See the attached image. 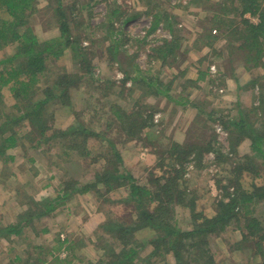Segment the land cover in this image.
Returning <instances> with one entry per match:
<instances>
[{
    "label": "rangeland",
    "instance_id": "1",
    "mask_svg": "<svg viewBox=\"0 0 264 264\" xmlns=\"http://www.w3.org/2000/svg\"><path fill=\"white\" fill-rule=\"evenodd\" d=\"M217 1L76 0L78 7L87 6L81 9L80 26L71 21L70 14L68 20L72 34L79 37L82 46L86 47L90 74L97 80L89 84V79L85 78L81 80V85L70 88V105L60 106V112L55 113V108L50 106L48 112L55 118L53 122L49 120L51 127L46 135L56 129L60 130V134L48 141L43 140L37 147L33 146L36 137L32 134L31 141L24 138L19 143L21 145L7 150L10 158L5 161L0 159V171L4 172L0 180L1 226L16 221L18 214L27 206L33 207L30 198L49 199L52 206L55 204L49 213L40 218L36 214L42 206L34 209L32 222L23 227L20 237L11 235L12 241L0 239V264H22L19 258L24 257L28 249H33V245L40 249L34 254L39 251L37 254L46 258L41 264H106L114 258L112 254L119 253L124 247L130 249L127 244L124 245L126 241L138 250L134 264L143 259L146 261L141 264L173 261L172 254L167 252L163 256L149 257L147 254L154 247L152 242L164 233L149 227L141 212L155 211L158 201L151 194L131 199L129 184L132 180L127 178L131 176L133 182L153 191L152 177L169 174L172 160L180 170L182 183L178 190L182 199L179 200L176 194L171 197L163 195V204L164 199L167 200L170 223L180 230L189 231L192 228L190 207L187 206L190 199L194 200V211L201 217L197 220L199 223L215 214L218 201H227L226 190L220 186L226 185L228 191L233 190V182L237 178L236 166L242 167V163L247 162L248 168L256 169L241 170L239 173V182L248 193H258L259 188H264L262 157H252L250 149L248 152H237L238 149L234 148L243 139L250 146L252 139L243 138L244 133L250 132V127L256 128V135L264 134V94L263 100L256 99L255 103L250 92L238 95L246 92L239 74L244 70L251 73L257 65L238 51L228 53L226 41L222 38L212 46L200 38L202 32L209 28L212 34L218 35L209 17L217 8ZM72 2L63 0L65 7ZM113 9L117 10L118 16L112 23L114 29L117 30L116 23L120 26L114 32L101 25L102 22L107 25L110 20L107 13ZM34 11L29 24L38 38L44 40L56 36L57 21L51 8H46V2L38 0ZM157 11L167 16L171 29L164 25L166 19L153 26V13ZM6 13L1 14L7 17ZM251 20L256 21V18ZM173 36L178 42L175 56H169L164 61L154 59L152 49ZM114 40L119 41L113 47ZM14 46L11 44L1 50L0 60ZM48 60L50 68L45 76L49 79L64 70L68 73L83 71V67L75 65L67 47L59 58ZM212 65L214 70H210ZM136 67L142 77L132 82L130 78L138 76ZM257 67L264 76V58ZM125 71L130 78L125 79ZM200 71L206 72L204 76ZM155 75L161 83L162 93H156L153 86L145 89L147 79L156 84ZM252 84L259 87L256 82ZM89 89L97 99L91 102L89 109L82 110L81 101L89 100L93 95ZM105 89L107 95L103 96ZM0 90L1 116L15 114L16 109L12 106L17 98L10 85H4ZM84 105L87 107V102ZM93 109L95 117L91 116ZM130 110L143 112V117L150 114V118H147V126H142L136 134L126 135L121 130L124 124L117 115ZM2 120L0 117V122ZM79 122L89 130L85 144L76 147L77 141L80 142L83 137L67 133L64 138L62 132L69 126H78ZM21 125L20 122L14 128ZM227 129L231 130V134ZM208 142L215 143L214 146L221 144L219 155L211 152ZM111 144L122 155L119 173L124 177L110 180L109 184L95 185L96 174L109 163L106 158L111 157ZM189 149L194 150L185 155ZM195 151H198L196 158L192 157ZM178 158L181 162L177 161ZM1 181L10 182L12 186L3 188L5 183ZM72 187L77 191H73ZM64 192L67 197L57 198ZM243 210L238 212L240 219L256 217L262 228L252 239L242 241V229L234 228L233 224L237 222L233 221L220 235L209 232L196 236L193 239L197 245L194 250L189 247L191 240L185 238L184 242L188 244L183 248L186 262L264 264V199L249 203ZM113 221L129 226L128 233L121 235L114 228L109 231L102 229L104 223ZM132 222L134 224H130ZM240 224L245 226V221ZM16 240H20V245L15 243ZM166 248L167 245H162L157 250L165 251ZM192 259L195 261L192 262ZM27 261H30L28 264L36 263Z\"/></svg>",
    "mask_w": 264,
    "mask_h": 264
},
{
    "label": "trees",
    "instance_id": "2",
    "mask_svg": "<svg viewBox=\"0 0 264 264\" xmlns=\"http://www.w3.org/2000/svg\"><path fill=\"white\" fill-rule=\"evenodd\" d=\"M44 1L46 2V8H51L54 13V17L57 21L58 32L56 36H52V33L50 35L52 37L40 40L34 32L32 26L29 24L32 15L35 12L34 8L38 6V0H0V51L11 44L15 45L12 51H10L5 58L0 60V64H2L3 67L0 70V89L2 86L9 84L11 92L17 98V102H15L16 104L12 106L14 110L16 109L15 114L9 113L1 116L2 112L0 111V117L3 119L0 122V159H2V161H5L7 157L10 158V156L7 155V150L9 148L15 147L20 142L22 143L24 138H28V140L31 141L30 137L32 134V137H36V140L34 139L36 142H33V146L35 147L40 145L43 140L48 141L60 134V130L56 129L50 135H46V132H48L51 127V125H48L49 120L53 122V119L55 118L53 114L48 112L50 106H53L55 108V113H57V111L62 110L60 106L67 107L70 105V100L72 99L69 90L70 88L76 86L77 84V86L81 85V80H84L85 78L89 79V81H87L89 84H94L96 82L93 80H97L94 76H92V74H90L91 70L89 67L91 68V66L89 60L86 58V47L84 48V46H82L79 37H75L72 34V28L68 20V16L70 14L71 21L79 25L81 9L83 7L87 8V6L78 7L76 0H73V2L67 6L69 7L67 10L63 0ZM215 5L217 8L213 10L211 16L209 17L210 21L214 23L213 29L218 32V35L212 34L209 28L205 30V32H202L200 38L208 46H212L217 39L222 38L226 41L225 47L227 48L228 53L238 51L242 56H245L247 60L253 61V64L258 66L261 59L264 58V0H219L215 2ZM116 6L117 5H115V7ZM116 9H113V11L110 10V12L107 13L110 19L106 22L107 25L105 22L101 23V25L104 27L107 26L108 30L112 32L115 30L112 23L116 20ZM2 12H7V17L2 16ZM153 14L155 18L153 26H156L160 20L166 19L164 25L167 29H171V25L168 24L169 21L164 13L162 14V12L157 11ZM252 17H255L256 21H252ZM116 24L115 28L118 30L120 26H116ZM142 39H144V36ZM119 40L112 41L113 47L118 45ZM55 47L57 48L55 49ZM66 47L69 49L71 58L75 61V65H77L78 68L83 67V71L68 73L64 70L59 73L57 77H52L51 79L46 78L45 74L50 68V66H48V59L59 58L63 49ZM177 48L178 42L175 36L169 40L164 39L161 44L152 49L154 50V59H161L164 61L169 56H175V50ZM135 70L138 76L130 78L128 75L129 73L125 71V79L130 78L132 82L139 81L137 79L142 77L139 73L140 70L138 67H136ZM205 73V71H200L201 76H204ZM262 79L263 80H259V88L257 86L256 91L263 89L264 77ZM154 80H156V84L151 82L152 80L147 79V88L145 89H151L150 87L153 86L156 93H162L160 88L162 86L161 83L157 81V76L154 77ZM89 91L91 92L90 89ZM91 93L93 95L89 100L84 99L81 101L83 104L82 106L84 107L82 110L86 108L89 109L91 102L97 99L95 94L93 92ZM102 95H107L106 89ZM0 101H2L1 90ZM86 102L87 107L84 105ZM130 112L131 110L126 112L123 111V115H117V118L121 119L124 124V127L121 130L125 132L124 133L122 131L124 134L127 133L126 135L136 134L142 126H147V118H150V114H146V116L143 117V112L139 110ZM95 114L96 111L93 109L91 116L95 117ZM20 122L22 125L15 129L14 127ZM232 124H234V122H232ZM249 129L250 132L248 134H243V132H241L245 136L243 138L252 139L250 141V150L253 151L252 157L260 156L262 157V163H264V147H262L264 144V134L258 133L256 135V128H253V130L250 127ZM88 130L89 129L84 126V123L79 122L78 126H69L67 130H64V132H62V136L65 138L66 134L70 133L76 135L77 138L83 137L80 142L77 141L76 147H80L85 144ZM227 130L229 134H231V130ZM240 130H243V127H240ZM229 138L231 140V136ZM214 144L215 143L208 142L207 145L211 147L209 148L211 149V152L213 151L214 154L219 155L221 144L218 146H214ZM111 146L113 148L111 157L109 158V156H107L106 158L109 163H106L104 169L96 174L94 181L95 185L99 183L109 184L110 180L115 178L118 179V177H124L121 173H119V165L123 162L121 157L122 155L114 149L115 147L112 144ZM176 148L180 147L176 146ZM193 150L194 149L187 150L185 155H189ZM197 154L198 151H195V155L192 157L196 158ZM177 161L181 162L179 158ZM250 162L253 161L250 160ZM169 164L171 166L169 174L166 173L165 175L160 176L154 175L155 177H152L153 191L133 182V178L131 176H126L132 180L129 184V196L131 199H137L139 196L142 197L144 194H151L152 197L157 198L158 201V204L154 209L155 211L150 212L143 210L141 212V215L145 219L144 221L149 224V227L158 230L160 229L164 233L162 236H157L154 241L152 240L154 247L151 252H149L150 254L147 253L149 257L152 255L163 256L164 253L167 252L172 254L174 260H165L164 264H189L188 261L186 262V254L185 250H183V248L188 245L184 242L185 238L191 240L189 247L194 250V247L196 248L197 245L193 239L196 236L205 235L209 232H215L216 235H220L227 227L232 225L231 222L233 221L237 222L233 224L234 228L242 229V241L245 242L248 241V239H252L254 234L262 229L258 218L251 217L248 219H240V215L238 214L239 211L247 209V205L249 203H256L264 199V188H259L258 193H248L246 189H243L244 187L242 188L243 184L239 182V173L243 170H256L248 168L250 166L247 165V162L242 163V167L236 166L235 170L237 178L233 182V190L228 191L226 185L220 186L222 190H226L225 194L227 201L223 202L220 200L217 202V208L215 209L216 212L211 218L203 220L200 223L197 222L198 218L201 217L197 215L196 211H194V200L190 199L187 206L190 207L192 228L189 231L178 229L175 224L170 223L167 213V200L164 199L165 203L163 204V195L171 197L176 194L179 200L182 199L181 193L179 192L180 190H178L182 183L179 179L180 170L176 168L173 160ZM3 173L4 172L0 171V180ZM1 183H5L2 185L3 188L12 186L10 182L1 181ZM91 186L92 185H90V187ZM256 186L257 184L253 187L255 188ZM72 190L77 191L76 188L73 187ZM254 196L255 198L253 199ZM65 197H67V193L65 192L61 195V197L57 196V198L61 199ZM29 202H33V207L32 205L27 206L26 209L18 214L16 221L2 226L0 224V239H8L12 241L10 239L11 235L20 237L23 227L28 226L30 222H32L31 219L33 218L35 212L34 209H40L38 206H42L41 210L38 213L36 212V215L40 218L49 213L55 205L54 204L52 206V201L49 199L36 200L30 198ZM44 203L47 204L43 205ZM244 221L245 226L240 224V222ZM130 224L134 223L132 222ZM102 227V229H106V231L114 228L118 234L126 235V233H128L127 227L129 226H126L123 222L113 221L109 224H107V222L104 223ZM17 242H20V240H17ZM126 244L130 249L127 250L124 247L119 253L112 254L114 258L111 260L109 259L106 264H134L135 257L139 255L138 250L132 248L128 241L124 243V245ZM30 245L31 242L28 243L29 247ZM162 245H167V248L165 251H158L157 247L159 248ZM33 247V249L27 250L24 257L19 258V262H23L22 264H28L30 261L27 260H32L36 262L35 264H41L43 260L46 259L43 255L41 256L40 254H37L39 251L34 254V251L40 250L38 248L39 246L35 247V245H33ZM144 261L146 260H140L139 263L136 264H141ZM191 261L194 262L195 260L192 259Z\"/></svg>",
    "mask_w": 264,
    "mask_h": 264
},
{
    "label": "crops",
    "instance_id": "3",
    "mask_svg": "<svg viewBox=\"0 0 264 264\" xmlns=\"http://www.w3.org/2000/svg\"><path fill=\"white\" fill-rule=\"evenodd\" d=\"M259 71V67H256V69H254V71L252 70V72L250 73V71H243L241 74H239V76H240V78H242L243 79V85H244V87H245V89H246V92L243 94V92L242 93H239L238 95H245V94H247L248 92H250V93H252V96H253V103H255L256 102V99L258 100V99H260L261 101L263 100V94H264V90L262 89V90H257L256 91V89H257V87H256V85H254V84H252V82H256V83H258L259 82V80H263L262 78L264 77V76H262L261 75V73L260 72H258ZM262 77V78H261ZM240 85H242L241 84V82H240ZM259 88V87H258ZM256 91V92H255ZM254 93H257V95L255 96V94ZM235 95H236V93H235ZM255 101V102H254ZM235 149H238L237 150V152L238 151H241V150H246L247 152L249 151V149H250V146H249V144H247L246 143V140L245 139H243L240 143H238L237 145H236V147H234ZM14 241V240H13ZM15 243H18L19 244V242H17V240L15 241ZM20 245V244H19ZM7 264V263H6ZM9 264V263H8Z\"/></svg>",
    "mask_w": 264,
    "mask_h": 264
},
{
    "label": "built area",
    "instance_id": "4",
    "mask_svg": "<svg viewBox=\"0 0 264 264\" xmlns=\"http://www.w3.org/2000/svg\"><path fill=\"white\" fill-rule=\"evenodd\" d=\"M213 31L215 32V30H213ZM210 70H214V66L213 65L210 67ZM219 130H221V129H218V131Z\"/></svg>",
    "mask_w": 264,
    "mask_h": 264
}]
</instances>
